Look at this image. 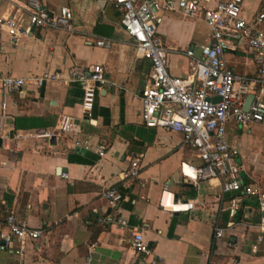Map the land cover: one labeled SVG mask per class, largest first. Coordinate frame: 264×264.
Here are the masks:
<instances>
[{"label": "crops", "instance_id": "1", "mask_svg": "<svg viewBox=\"0 0 264 264\" xmlns=\"http://www.w3.org/2000/svg\"><path fill=\"white\" fill-rule=\"evenodd\" d=\"M39 1L52 11L67 6L71 28L34 30L15 42L0 30L1 73L55 71L59 77L38 89L29 86L12 94L15 105L9 103L0 117V229L5 215L13 212L39 227L42 235L36 244L28 243L21 256L0 251V264H148L151 259L156 264H229L233 257L239 264H264V232L257 227L255 200L244 198L233 225L222 237L213 238L217 216L222 227L228 221L225 212L217 214V181H184L182 164L199 160L183 145L182 135L140 122L139 92L149 65L138 58L109 0ZM198 1L211 6L222 0ZM25 2L2 0L0 14ZM240 5L245 19L264 13V0H241ZM259 26L264 27V19ZM157 34L168 49L167 71L173 76L188 72L184 50L197 52L208 41L200 15L166 12ZM100 38L110 40V47L95 46L93 41ZM233 45L223 55L227 65L236 74L254 76L246 44ZM92 64L103 66L109 84L96 93L90 117L84 118L79 109L81 87L67 75L71 67L86 70ZM64 114L74 118L77 137L90 138V149L73 147L67 134L42 135L53 131ZM225 135L239 151L243 179L258 182L264 190V118L245 124L229 120ZM134 155L139 157L138 175L123 178L121 172ZM109 185L123 197L118 211L130 231L95 222L107 210L100 192ZM188 200L195 208L179 210L178 205ZM135 231L142 232L149 255L135 254L129 246L127 239Z\"/></svg>", "mask_w": 264, "mask_h": 264}, {"label": "built area", "instance_id": "2", "mask_svg": "<svg viewBox=\"0 0 264 264\" xmlns=\"http://www.w3.org/2000/svg\"><path fill=\"white\" fill-rule=\"evenodd\" d=\"M2 0H0L1 2ZM119 14L118 22L122 31L132 40L138 58L148 62L146 81L139 92L140 107L137 111L140 122L145 127L162 128L179 132L182 143L192 150L199 160L197 164H182L180 168L184 181L197 184L200 180L215 179L218 192L215 195L218 212H225L228 221L222 227L218 216L212 226L213 238H220L233 225V218L244 198H253L259 213L257 227L264 232V190L256 181H245L241 166L237 161L238 149L231 145L225 135V125L231 120L236 124L260 122L264 118V27L260 23L264 13L245 19L241 15V0L217 1L205 6L198 0H109ZM177 12L184 16L200 15L208 29V41L197 52L186 49L183 55L188 72L184 76H173L167 71V47L157 34V26L164 13ZM72 14L67 6L56 11L48 9L39 0H26L22 6L7 14H0V30L4 29L10 40L15 42L20 36L34 30L61 29L70 31ZM242 41L249 50L256 68L252 77L236 74L223 58L225 51L234 48V42ZM95 46L110 47V40L96 39ZM58 72L43 71L14 76L0 72V117L14 93L32 86L38 89L47 81L57 80ZM67 79L80 85L82 95L79 103L81 115L90 117L94 98L99 90L109 84L101 64H92L81 70L71 67ZM247 94L252 98L247 110L242 104ZM74 118L64 114L58 117L53 131L43 136L60 137L69 135L73 147L90 149L88 136L77 137ZM102 156V149L97 150ZM140 170L139 157L134 155L121 172L123 178H135ZM66 174H63V177ZM101 197L107 205L106 212L99 214L95 222L102 227L126 228L131 230L118 211L123 197L114 186H103ZM202 201L198 207H202ZM179 210H193V201L178 205ZM0 229V251L21 256L28 243L36 244L41 237L39 227L28 225L13 212H8ZM261 235L256 237L260 241ZM135 254L146 256L151 253L142 232L135 231L127 239ZM255 250V245H252ZM151 259L148 264H156ZM229 264H239L230 258Z\"/></svg>", "mask_w": 264, "mask_h": 264}, {"label": "water", "instance_id": "3", "mask_svg": "<svg viewBox=\"0 0 264 264\" xmlns=\"http://www.w3.org/2000/svg\"><path fill=\"white\" fill-rule=\"evenodd\" d=\"M251 98H252V95H251V94H247V95L245 96L244 101H243V104H242V108H243V110H247Z\"/></svg>", "mask_w": 264, "mask_h": 264}, {"label": "rangeland", "instance_id": "4", "mask_svg": "<svg viewBox=\"0 0 264 264\" xmlns=\"http://www.w3.org/2000/svg\"><path fill=\"white\" fill-rule=\"evenodd\" d=\"M42 2V1H41ZM56 11V10H55Z\"/></svg>", "mask_w": 264, "mask_h": 264}]
</instances>
